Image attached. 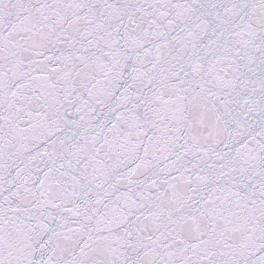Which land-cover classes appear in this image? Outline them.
Returning a JSON list of instances; mask_svg holds the SVG:
<instances>
[{
  "label": "snow or ice",
  "instance_id": "1",
  "mask_svg": "<svg viewBox=\"0 0 264 264\" xmlns=\"http://www.w3.org/2000/svg\"><path fill=\"white\" fill-rule=\"evenodd\" d=\"M0 264H264V0H0Z\"/></svg>",
  "mask_w": 264,
  "mask_h": 264
}]
</instances>
